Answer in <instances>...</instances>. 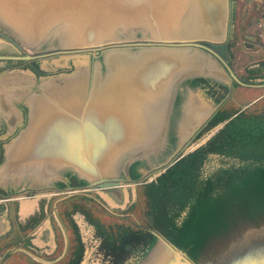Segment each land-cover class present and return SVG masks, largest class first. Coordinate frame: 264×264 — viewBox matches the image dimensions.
Here are the masks:
<instances>
[{"label":"water","instance_id":"water-1","mask_svg":"<svg viewBox=\"0 0 264 264\" xmlns=\"http://www.w3.org/2000/svg\"><path fill=\"white\" fill-rule=\"evenodd\" d=\"M231 2L0 0V28L25 47L73 53L108 49L96 58L104 72L78 71L63 83L41 86L0 175L38 170L49 176L72 170L110 198L123 201L126 166L161 148L173 126L172 116L153 112L161 98L173 100L193 80L213 82L230 93L234 85L264 87L241 80L231 67V46H239ZM138 38L148 44L138 45L135 52L122 48ZM170 104L163 107L168 111ZM262 227L215 241L206 256L202 250L192 255L151 231L152 242L135 264H201L211 248L219 255L243 233ZM259 237H251L248 246L261 243ZM236 252H230L228 261ZM229 264H264V249L258 259L240 256Z\"/></svg>","mask_w":264,"mask_h":264},{"label":"flooded vegetation","instance_id":"flooded-vegetation-1","mask_svg":"<svg viewBox=\"0 0 264 264\" xmlns=\"http://www.w3.org/2000/svg\"><path fill=\"white\" fill-rule=\"evenodd\" d=\"M143 44L148 42L138 38L134 44H127L122 48L135 52L141 47L138 45ZM104 52H108V49L74 53L29 49L0 28V170L4 166L9 146L26 127L30 103L41 93V86L51 82L63 83L78 71L87 70L92 73L98 69L104 72L102 62L96 61V58H102ZM26 56L30 58L18 59ZM63 56H74L78 58L77 63L74 66H64L61 70L54 69L51 62ZM43 62L44 66L41 65ZM214 87L226 90L224 89L222 96L216 97ZM230 96L226 87L206 80H193L186 88L181 87L173 100L161 98L160 107L153 112L176 117L177 123L163 147L149 157L130 162L126 166L124 200L128 185L153 181L154 176H159L167 164L179 160L211 137L221 124L211 131L203 132ZM169 104L171 107L167 111L168 108L163 106ZM197 143L200 144L195 146ZM93 183L67 169L49 176H43L38 170L16 176L0 175V264H71L74 259L76 264H89L88 250L81 238L75 249L70 250L66 225L63 218L58 216V207L51 202L56 196L71 195L76 190L97 191V194L104 193L107 196L103 188ZM26 200L38 203V209L24 216L20 213L19 206L20 202ZM52 214L54 218L60 219L58 224L62 229V236L55 235ZM146 249L147 246L125 264L137 263ZM60 261L63 262L59 263ZM94 262L102 264L99 257Z\"/></svg>","mask_w":264,"mask_h":264},{"label":"trees","instance_id":"trees-1","mask_svg":"<svg viewBox=\"0 0 264 264\" xmlns=\"http://www.w3.org/2000/svg\"><path fill=\"white\" fill-rule=\"evenodd\" d=\"M248 72L245 78L249 82L264 77L261 67ZM260 100L261 103L255 102L258 106L264 104V97ZM219 111L218 116H221L225 110ZM228 115L202 149L187 153L153 181L144 184L146 226L132 228L121 223L107 226L92 220L101 235L100 251L108 264H125L143 252V248H148L152 242L151 231H157L192 255L202 250L206 256L208 247L215 241L226 238L229 241L249 227L264 224V168L254 171L255 167L254 173L235 175L224 183L206 181L203 189L209 194L200 209L192 218L186 214L181 224L174 223L166 228L171 212H174L172 204L183 201L193 178L201 175L203 162L213 156L229 159L264 153V109L248 107L243 111L228 112ZM168 192L178 195L166 206L163 202Z\"/></svg>","mask_w":264,"mask_h":264},{"label":"rangeland","instance_id":"rangeland-1","mask_svg":"<svg viewBox=\"0 0 264 264\" xmlns=\"http://www.w3.org/2000/svg\"><path fill=\"white\" fill-rule=\"evenodd\" d=\"M246 13V12H245ZM244 13V14H245ZM246 15V14H245ZM264 15V14H263ZM262 15V16H263ZM242 34L239 33V46H231L232 49V58L231 62L240 69L243 66V62L245 61V56H241V51L244 52L246 50V45L244 40L241 39ZM28 48V47H27ZM34 50H45V49H36V48H29ZM78 58L74 56H63L57 57L53 62L54 69L61 70L64 66H74L77 63ZM42 66L45 65V62L41 63ZM240 75L244 76L243 72L239 73ZM216 97L222 96L224 94V89L221 87H214ZM223 90V91H222ZM226 90V89H225ZM246 89L240 85H234L232 92L230 93L231 96L227 99V101L223 104V107L219 112L225 110L221 116H218L219 113L215 114L212 119L209 121L208 125L206 126L203 133L206 131H211L214 129L215 126L225 122L226 118L229 116L228 112H236L237 110L242 111L244 108L250 107L251 110H259L264 109L263 105L261 104L258 106L257 103L252 104L253 100L257 98L259 95V91L251 92L250 95L246 94ZM248 93V92H247ZM262 101H258L261 103ZM230 114V113H229ZM217 115V117H216ZM178 120V119H177ZM176 117L173 118V126H171L170 134L172 133V129L174 125L177 123ZM228 120V119H227ZM214 125V123H216ZM220 125L219 127H221ZM213 130L212 133H214ZM207 138V137H206ZM204 138V139H206ZM209 137L205 142H203L199 147L195 148L196 151L202 149L207 141L210 139ZM202 139V140H204ZM201 143V142H200ZM195 144L197 146L198 144ZM194 149V150H195ZM193 150V151H194ZM178 161V160H177ZM256 167V168H255ZM255 168V170H254ZM261 168H264V153L260 154H243L239 157L234 158H221L218 156L211 157L205 163L203 162L201 165V175L193 178L191 181L190 190L186 192L184 198H182V202L179 204H172L173 211L171 212L170 219L167 222L166 228L172 227L174 223L181 224L184 220L185 215H189L192 218L193 214H195L198 209H200L201 203L206 199L209 192L204 191V185L206 181L211 180L216 183L220 182H227L235 175H244L254 173ZM254 170V171H253ZM175 172V170L173 171ZM155 179V176L154 178ZM149 182V181H148ZM146 183V182H145ZM189 184V186H190ZM144 190V183L137 184V185H128L126 188V197L125 200L119 201L117 199H112L103 193L97 194V191H85V190H76L73 191L71 195L63 194L56 196L53 199L52 204H56L58 207V216L63 218L64 224L66 225L70 240V250H74L77 241L79 238L84 243V246L88 250V261L89 264H96L94 260L99 257L100 263L108 264L105 261L104 254L100 251V244H101V235L99 234L96 225L92 220H99L103 222L105 225L110 226L116 223L125 224L132 228H141L147 225V217L145 215L146 210V198L143 193ZM178 195V193L173 192L170 194L168 192L164 197V204L171 205L173 199ZM70 196V197H69ZM68 197V199H66ZM109 197V198H107ZM67 201H66V200ZM197 200L198 203L193 204L192 202ZM165 201L167 203H165ZM67 202V203H66ZM174 202V201H173ZM47 203V202H46ZM66 203V205H65ZM17 204V203H16ZM38 203L33 204V201H22L20 202V213L28 215V213H32L36 211L38 208L36 207ZM48 204V203H47ZM62 206V207H60ZM66 207V209H65ZM177 207V209H176ZM176 209V210H175ZM189 209H191L189 211ZM68 214V215H67ZM59 218L51 216V221L53 225V229L55 230V235L62 236L63 232L61 227L59 226ZM186 219V218H185ZM166 231L169 232L167 229ZM260 234V240L257 245L254 244L248 246L251 237L256 238V235ZM54 235V234H53ZM170 238V235H169ZM59 240V239H58ZM215 247L211 248L206 260L203 259L201 264H229V262L240 256L243 257H254L255 259L260 258V255L263 253L264 249V227L261 229H251L247 232L243 233L239 239L234 241L230 244L229 250L225 251L219 255L215 253ZM246 248V249H245ZM244 249V250H242ZM71 250V251H72ZM84 250V249H83ZM234 251H237V256L234 259H229L228 261L227 256H231ZM242 251V252H241ZM232 252V253H230ZM63 261H60L61 263ZM26 264V263H25ZM71 264H76L75 259L71 262Z\"/></svg>","mask_w":264,"mask_h":264},{"label":"crops","instance_id":"crops-1","mask_svg":"<svg viewBox=\"0 0 264 264\" xmlns=\"http://www.w3.org/2000/svg\"><path fill=\"white\" fill-rule=\"evenodd\" d=\"M231 7V25L238 35L239 33L242 34L241 39L247 43L246 50L244 52L240 50L241 56H245L243 66L238 70L232 63L231 67L241 80L249 82L245 78L249 75V70L261 67V70L264 72V26L261 23L262 15L264 14V0H232ZM240 72H243L245 75H240ZM253 82L262 85L264 83V77ZM244 88L248 92H246L247 95L257 91L260 92L258 98L264 95L263 86Z\"/></svg>","mask_w":264,"mask_h":264},{"label":"built area","instance_id":"built-area-1","mask_svg":"<svg viewBox=\"0 0 264 264\" xmlns=\"http://www.w3.org/2000/svg\"><path fill=\"white\" fill-rule=\"evenodd\" d=\"M261 23L264 26V15L262 16Z\"/></svg>","mask_w":264,"mask_h":264}]
</instances>
